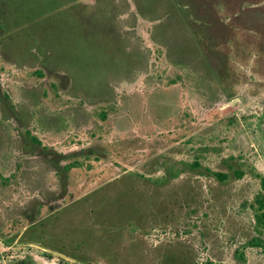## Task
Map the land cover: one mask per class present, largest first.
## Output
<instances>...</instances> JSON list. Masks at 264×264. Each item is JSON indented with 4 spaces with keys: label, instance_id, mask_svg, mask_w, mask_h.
I'll use <instances>...</instances> for the list:
<instances>
[{
    "label": "rangeland",
    "instance_id": "374dc122",
    "mask_svg": "<svg viewBox=\"0 0 264 264\" xmlns=\"http://www.w3.org/2000/svg\"><path fill=\"white\" fill-rule=\"evenodd\" d=\"M260 200L264 0H0V264H264Z\"/></svg>",
    "mask_w": 264,
    "mask_h": 264
},
{
    "label": "trees",
    "instance_id": "16d2710c",
    "mask_svg": "<svg viewBox=\"0 0 264 264\" xmlns=\"http://www.w3.org/2000/svg\"><path fill=\"white\" fill-rule=\"evenodd\" d=\"M36 141H38V142H39V140H38V139H36ZM219 175H221V176H224V175H222V174H219ZM260 203H261V206H262V207H264V200H260Z\"/></svg>",
    "mask_w": 264,
    "mask_h": 264
}]
</instances>
